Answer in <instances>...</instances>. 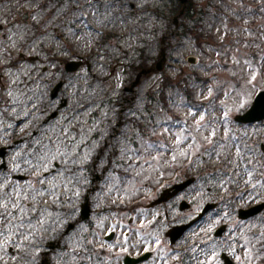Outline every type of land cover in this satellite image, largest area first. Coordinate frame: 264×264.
<instances>
[{"label":"rangeland","instance_id":"obj_1","mask_svg":"<svg viewBox=\"0 0 264 264\" xmlns=\"http://www.w3.org/2000/svg\"><path fill=\"white\" fill-rule=\"evenodd\" d=\"M190 1L179 15L178 0H0V264L23 250L25 224L42 222L62 232L59 264H76L90 233L115 234L94 264L159 252L153 235L183 219L180 198L192 211L220 201L201 228L230 223L220 249L254 264L264 212L235 217L264 199V120L235 126L233 116L264 90V0ZM185 174L196 181L184 193L149 205Z\"/></svg>","mask_w":264,"mask_h":264},{"label":"flooded vegetation","instance_id":"obj_2","mask_svg":"<svg viewBox=\"0 0 264 264\" xmlns=\"http://www.w3.org/2000/svg\"><path fill=\"white\" fill-rule=\"evenodd\" d=\"M4 167L5 164L2 158L0 161V169H4ZM217 203L219 204L220 201H217ZM192 205V201L185 203V208L182 210L184 217L178 222L179 224H186L196 219L199 211H192ZM44 206L46 209L52 208L48 203H45ZM52 210L55 209L52 208ZM206 220L207 219L204 217L197 220L195 223H192L188 228H186L181 238L173 245L166 243L165 237L158 240V248L160 249L164 245L165 249L160 250L159 252H155L154 250H152V252H148L150 253L149 259L152 258V264H236L233 259L235 258L234 255H232V258L228 250L220 249V239L222 235L217 237L214 234L215 229L218 226H222V223L217 225L214 229L211 228L209 231L208 228L206 231L201 228L200 224ZM224 225L226 231L229 224L225 223ZM73 227L74 224L67 229V223L65 229L63 230V234L68 233V231H70ZM47 228L48 230H45L46 223L44 222L35 223L32 230L27 229L25 224V227L22 228L21 240L23 250H21L20 254L15 256V251L9 248L8 251L10 253V260L7 264H59L57 261L58 254H56V251L60 248L58 239L62 232L60 229L56 231L48 226ZM165 232L166 230L163 231V235ZM98 236V240L95 241L94 234L90 233L88 238H86V241L88 242V250H85L82 254H78L77 250L74 252V254L81 256V259H79L76 264H94L95 261H101L103 255L108 252V250H106L103 246H107V244L113 242L115 240V234L113 231H110L109 233ZM212 244L214 246H212ZM263 249L264 238L256 243L254 255H250V260L252 261L253 258L255 260V264H262ZM94 254H97L96 260L94 258ZM125 256V253L121 254L119 264H124ZM130 256H134V254L130 253Z\"/></svg>","mask_w":264,"mask_h":264},{"label":"water","instance_id":"obj_3","mask_svg":"<svg viewBox=\"0 0 264 264\" xmlns=\"http://www.w3.org/2000/svg\"><path fill=\"white\" fill-rule=\"evenodd\" d=\"M180 1L183 4V8H184L186 0H180ZM182 10L183 9H181L180 13H182ZM79 64H80V62H69L65 65V69L67 71H73L78 67ZM263 117H264V91H260L256 95V97H255L252 105L250 106V108L245 113H243L242 115L237 116L235 119L240 120V121H249L250 122V121L260 120ZM189 182H190V180H187L183 183L175 185L174 191L172 194L181 190ZM165 199L166 198L162 197V198L157 199V201L165 200ZM86 212H87V207L84 204L83 210H82L83 217H86Z\"/></svg>","mask_w":264,"mask_h":264},{"label":"trees","instance_id":"obj_4","mask_svg":"<svg viewBox=\"0 0 264 264\" xmlns=\"http://www.w3.org/2000/svg\"><path fill=\"white\" fill-rule=\"evenodd\" d=\"M189 5H190V4H189ZM189 7H191V6H188V9H189ZM188 31L194 35L195 39H197L198 34H197L195 31H193V30H188ZM163 78H164V82L166 83V82L168 81V77H166V76L163 74Z\"/></svg>","mask_w":264,"mask_h":264},{"label":"bare ground","instance_id":"obj_5","mask_svg":"<svg viewBox=\"0 0 264 264\" xmlns=\"http://www.w3.org/2000/svg\"><path fill=\"white\" fill-rule=\"evenodd\" d=\"M131 39H132V37H131Z\"/></svg>","mask_w":264,"mask_h":264}]
</instances>
